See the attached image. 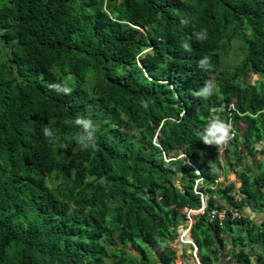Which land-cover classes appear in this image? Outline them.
Masks as SVG:
<instances>
[{
    "label": "trees",
    "instance_id": "1",
    "mask_svg": "<svg viewBox=\"0 0 264 264\" xmlns=\"http://www.w3.org/2000/svg\"><path fill=\"white\" fill-rule=\"evenodd\" d=\"M201 29L208 38L197 41ZM235 40L242 59L224 67ZM206 81L214 94L196 97ZM54 82L71 95L50 91ZM213 114L231 123L226 147L198 135ZM78 115L98 126L95 149L72 139L79 129L64 121ZM222 151L244 167L238 187L216 185ZM255 153L264 156V0H0V264H174L169 240L184 208L200 206L187 158L209 196L191 228L203 264L220 260L231 232L236 264H264V250L257 263L247 246L264 248V221L210 218L225 207L219 196L242 211L264 206V158L246 160Z\"/></svg>",
    "mask_w": 264,
    "mask_h": 264
},
{
    "label": "clouds",
    "instance_id": "2",
    "mask_svg": "<svg viewBox=\"0 0 264 264\" xmlns=\"http://www.w3.org/2000/svg\"><path fill=\"white\" fill-rule=\"evenodd\" d=\"M180 23L184 26L190 24V20L182 18ZM193 36L197 41H204L208 38L207 30L201 29L198 32H194ZM180 47L188 53H191L192 47L188 40L181 42ZM197 66L201 70H208L210 68V58L204 57L198 60ZM48 88L50 91H54L57 94L71 95L72 88L65 82L49 83ZM215 92V87L211 82H205V85L194 93L196 97L208 99ZM143 107H147V101H141ZM67 125H73L79 129L78 132L73 133L72 139L80 146L82 150L95 149L96 148V133L98 126L91 118L78 115L74 119L64 121ZM42 134L49 143H58L60 137L49 127L44 126L42 128ZM200 140L206 146H222L228 144L233 139V129L231 123L225 122L219 115L213 114L205 126V128L198 133Z\"/></svg>",
    "mask_w": 264,
    "mask_h": 264
},
{
    "label": "rangeland",
    "instance_id": "3",
    "mask_svg": "<svg viewBox=\"0 0 264 264\" xmlns=\"http://www.w3.org/2000/svg\"><path fill=\"white\" fill-rule=\"evenodd\" d=\"M239 45L240 44L238 43L237 40H235V42L231 45L230 49L228 50L227 56L225 57L224 67L232 68L233 66H235L237 63H239L241 61L242 52L238 48ZM258 78H259L258 75H256V74L253 75L251 77L252 82H256ZM90 83L88 84V86H90ZM243 126H244L243 124L240 125L241 128H243ZM224 146L226 147L227 144ZM244 151H246V149H244ZM233 157L234 156L231 152L227 155L225 152L222 151V153H221V165H224V166H221V174L219 173V175H222L221 176L222 178H221L219 183H216V185L222 186V185H229L232 183L237 184V187L241 185V181L238 178V171H242L244 167L234 168L230 164V160L231 159L233 160ZM261 157L264 158V156H262L261 154L255 153L253 155L247 156L246 160H248L251 163H255ZM231 168H232V170H231ZM253 173L254 172H252L251 175H253ZM178 185L180 186V184H178ZM218 199H219L220 203L227 204V201L225 198H222L221 196H219ZM249 207H251V206H249ZM256 208L257 207H255V208L251 207L254 217H252L250 219H252V222H254V223L262 224V222L264 221V206H261V208H259L260 210L256 209ZM257 210H258V212H257ZM259 212H262V214H259ZM247 216H249V215L247 214ZM254 218H257V219H254ZM183 223H181L178 226V235L174 239L169 240V243L172 246V248L176 250V254H175V258H174V261H175L174 264H178L181 261H183L186 264L194 263V258L192 256V253L190 252V248H191L190 245L189 244H182V242H181L180 236H181V230H182ZM234 230H235V232H233V233H235L236 236L239 234V235H241L240 238L245 237L246 242L248 241L247 240L248 239L247 228L246 229L245 228L239 229V227L234 226ZM226 240L228 243H230L229 248H231V249L230 250H225V249L222 250L223 251V252H221V254H223L222 259H224V256H225V258L227 257L229 260L235 259L237 261V259L235 257L233 258L232 255L230 256L229 253H232V251H235V249H236L234 247L235 245L239 246L238 249L242 247L240 241L237 240L236 243L233 245L232 243H234V242L232 241L233 239H232V236H230V235H227ZM247 246H248V251H250V253L253 254V256H252L253 261L257 262V254H258V252H263L264 248L261 247L260 244H258V246H252V244H248ZM250 246H251V248L249 249ZM132 252L134 254H138L134 248L132 249ZM262 254H264V252ZM151 259L153 261H157V264H161V262L156 259L155 255H152ZM218 262H216V264H218Z\"/></svg>",
    "mask_w": 264,
    "mask_h": 264
},
{
    "label": "built area",
    "instance_id": "4",
    "mask_svg": "<svg viewBox=\"0 0 264 264\" xmlns=\"http://www.w3.org/2000/svg\"><path fill=\"white\" fill-rule=\"evenodd\" d=\"M185 156H186L185 154H180L176 158L185 157ZM165 159L169 160L170 158H167V156H165ZM187 163L192 165L195 168L197 175H199V177L195 181L193 190L195 194L200 196V206L197 208H192L188 206L184 208L183 212L185 213L186 219L184 220V223L182 226L180 238H181L182 244H189L191 247L190 252L192 253V256L194 258V263L192 264H203V262L201 261L199 257L198 245L196 244L194 238L191 235V228L196 220V216L205 213L207 205H208L209 196L206 191L207 187L203 185L204 177L202 176L201 171L188 158H187ZM221 178H222L221 175H219L218 178L216 179V183H219ZM217 217L219 218L220 225H223V221L225 220L226 217H230L231 219H242V218L247 217V215L242 210H240L238 207H234L228 204V205H225V207L222 208L221 210H218V209L211 210L210 218L213 220ZM178 264H186V263L181 261Z\"/></svg>",
    "mask_w": 264,
    "mask_h": 264
},
{
    "label": "crops",
    "instance_id": "5",
    "mask_svg": "<svg viewBox=\"0 0 264 264\" xmlns=\"http://www.w3.org/2000/svg\"><path fill=\"white\" fill-rule=\"evenodd\" d=\"M221 166H224V165H221ZM231 170H232V168H231ZM219 173L221 174V170L219 171ZM219 173H218V174H219ZM221 176H222V175H221ZM239 198H241V196H239ZM221 204H222V203H221ZM222 205L225 206V205H227V204H222ZM247 207H248V206H247ZM247 207L245 208V211L243 210V212H244L245 214H248V211H247L248 208H247ZM259 210H260V209H259ZM257 212H258V210H257ZM250 214H251V215H250ZM250 214H248V215L250 216V218L254 217V215H253L252 212H251ZM259 214H262V212H259ZM254 219H257V218H254ZM230 236H232V239H233V234H232V232H231V235H230ZM232 241H233V240H232ZM226 243H227V245H226V247H225L224 249H225V250H230V249H231V248H229L230 243H228L227 240H226ZM232 244L234 245V243H232ZM234 247H235L237 250L240 249V248L238 249L239 246H236V245H235ZM236 249H235V250H236ZM249 249H250V247H249ZM222 252H223V251H222ZM234 252H235V251H232V253H229V255H230V256L232 255L233 258H234ZM221 255L223 256V254H220V256H221ZM221 259H222V258L220 257V260H219L218 264H236V260H235V259L229 260L227 257L225 258V256H224V259H222V260H221ZM233 260H234V261H233ZM213 264H216V263H213Z\"/></svg>",
    "mask_w": 264,
    "mask_h": 264
},
{
    "label": "water",
    "instance_id": "6",
    "mask_svg": "<svg viewBox=\"0 0 264 264\" xmlns=\"http://www.w3.org/2000/svg\"><path fill=\"white\" fill-rule=\"evenodd\" d=\"M156 138H157V137H156ZM258 148H261V147H258ZM247 208H248V210H247V211H248V214H250V213L252 212V209H251V207H249V206H248ZM246 215H247V214H246ZM220 257L222 258L223 256L221 255Z\"/></svg>",
    "mask_w": 264,
    "mask_h": 264
}]
</instances>
